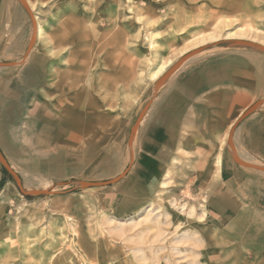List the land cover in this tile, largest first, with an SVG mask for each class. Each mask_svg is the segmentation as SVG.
<instances>
[{
	"label": "rangeland",
	"instance_id": "374dc122",
	"mask_svg": "<svg viewBox=\"0 0 264 264\" xmlns=\"http://www.w3.org/2000/svg\"><path fill=\"white\" fill-rule=\"evenodd\" d=\"M29 1L33 6L31 15L38 18L43 29L42 37L33 39L31 49L27 46L33 27L26 10L19 0H0V111L9 113L10 121L22 107V102L14 103L13 93L29 89L28 72L31 75L46 71L47 57L52 58L45 49L47 37L66 21L79 28L76 40L86 49L84 54L94 57L92 70L98 72L95 82L99 76L110 82L112 91L106 95L114 105L112 118L121 125L91 155H81L80 146L67 148L62 137L46 143L43 152L34 145H23L20 139L17 143L28 151L22 159L16 158L10 147L20 132L19 123L0 126V180L1 169L7 173L0 187V264H135L129 251L133 245L115 232L112 235L116 222L110 224L108 220L128 223L139 206L150 203L153 212L160 214L163 229L171 231L168 222L175 220L177 213H171L172 209L156 198L158 180L152 190L145 182L146 176H156L155 171L148 170L158 161L151 153L161 156L172 152L183 163L194 157V146L202 147L209 177L217 179L224 190L205 203V225L213 233L205 238L202 247L193 250L195 257L196 253L200 255V263L194 261L188 247L178 252L147 248V243L155 239L153 229L143 236L138 263L264 264V213L251 211L255 204L264 206V158L238 145L252 122L264 118V0ZM147 36L152 37L153 49ZM70 48L55 52L65 54ZM34 58L39 61L37 69L31 70ZM167 61L170 63L156 79L147 77L152 64ZM52 64L55 69L65 66L56 58ZM171 70L174 72L164 87L153 93L156 82ZM126 76L129 82L121 89ZM132 83L135 88L129 85ZM166 85H177L169 98L163 97ZM209 89L211 96L206 94L199 102L196 97ZM238 92L243 110L232 108L239 104ZM212 99L221 105L215 107ZM144 105L147 112L133 149L136 159L129 162V135L124 142L120 138L125 136L128 119L131 117L134 123ZM180 108L188 111V119L205 139L199 136L179 151L174 147L169 151L163 140L167 126L163 122H177L175 112ZM241 111L249 114L236 125L238 135L232 138L231 150L235 156L251 154L263 166H251L258 172L239 166L224 140L225 128ZM218 151L222 167L215 178ZM138 153L147 158V169L132 174L137 168ZM97 165L102 174L94 171ZM193 194L197 197L199 192ZM196 197L186 200L196 205ZM185 222L182 227L189 223L195 228L201 226Z\"/></svg>",
	"mask_w": 264,
	"mask_h": 264
},
{
	"label": "bare ground",
	"instance_id": "6f19581e",
	"mask_svg": "<svg viewBox=\"0 0 264 264\" xmlns=\"http://www.w3.org/2000/svg\"><path fill=\"white\" fill-rule=\"evenodd\" d=\"M19 1L32 21L33 29L27 46V49H31L33 39L34 38L40 39L43 34V29L41 24L39 23L38 18L33 17L31 15V10L33 9V6L30 3V1L29 0H19ZM29 5H30V9H29ZM7 18H8V14H7ZM78 30L79 28H77L74 25H70L65 21L58 28H56L53 32L50 33V35L47 37L48 46L45 49L47 50L49 55L52 56L53 59L51 57H47V62L49 65L46 71L42 73L40 70H39L40 72L37 70L38 73L36 72L35 74H31V75H29L28 72L29 89H27L26 91H23V89H18L13 93L14 103L22 102V107L17 112H14L10 121H9L10 117H8L9 113L5 112L4 110L0 111V126H5L6 124H9V122L11 123L14 121H17L19 123L18 125L19 126L18 128H20V132L18 133L19 135L15 134V137H13L10 146L16 158L22 159V157L28 152L24 146L22 147V145H19L17 143V141H19L20 139L22 140L21 142L24 143L23 145L26 144L27 145L29 144L30 146L34 145L35 147H37L36 149L43 152L44 146H47L46 143H49L56 138L62 137L65 138L66 140L67 148L68 147L76 148L77 146H80L82 150L81 155L83 154L86 155L93 153L95 150H98L100 148V145H102L105 142L107 143L106 140H108L111 135H115V133H117L119 130L121 122L115 121V119L112 118L111 110L114 108V105H112V103L108 100V97L106 95V93L112 91L110 89L111 86L110 82L107 80V78H103L102 76H99L100 78L97 79V82H95L94 80L95 76L98 77L97 75H95V73L98 72L95 71L93 72L92 70L95 64V60L93 56L88 57L87 55H85L84 53L86 49H84L83 46H80L79 43H77L78 41L76 40L77 39L76 34ZM151 38L152 37L147 36L146 41L149 42V47L153 49L154 43L151 42L152 40ZM66 46H70L71 48L67 52H65V54H63L62 52L61 53L55 52V51L63 50L64 47L66 48ZM25 58H23L22 61L19 60L20 62L19 61L18 62L22 64ZM55 58L64 62L65 66L62 68L58 67L55 69L54 65L52 64ZM34 59L35 60L32 61L29 67V69L31 70L34 68L37 69L35 65L37 66V62L39 61V59L36 58ZM115 62L117 63V61ZM168 62L169 61L164 63L157 62L152 65L150 64L151 67L147 72V77L150 79H156V77L160 75L161 72L166 68L167 64L170 63ZM102 63L103 62H101V64ZM179 66L180 65H178L177 68ZM246 69H244V71ZM173 72L174 70L169 71L156 82V85L152 89L153 93L164 87V85L167 83ZM128 82H129L128 78L124 80L123 88L121 89H125L124 87L127 85ZM114 83L116 84V81H114ZM129 85H133L134 86L133 88H135V85L133 83ZM129 87L131 86H128V88ZM101 89L103 90L102 94L100 93ZM112 95L110 97H113ZM114 98L117 99L116 97ZM114 98L112 99V101L114 100ZM164 98H166V95H164ZM119 101L121 102V100ZM226 106H228V104ZM257 106L258 105H256V107ZM252 109H250L249 112H251ZM185 111L187 110L184 108H180L175 112V117L177 118V122L173 121L176 123L173 124V126L177 125L178 127H172V125L170 126V121L169 123L163 122L167 125L164 126L165 130L163 131L164 133L163 140H165L166 143L165 147L169 151L173 147L175 148L176 151H179L185 145H188L190 142L192 143L194 140H197L199 136H201L200 139H205L204 137L205 135L203 134L204 135L203 136L202 134H200V129L196 128L194 122L188 119L187 116L188 111L187 112ZM146 112H147V106L144 105L139 109L137 113L136 121L134 123H132L133 119L130 117L128 119L127 124L124 127L123 133L125 136H122L120 138V141L124 142L127 136L129 135L128 145H127L129 162H132L134 159H136L133 153V149L135 146V139L137 138V134L139 132V127H140L139 125L140 123H142L143 119L145 118ZM249 112L248 111L246 113L244 111L239 112V114L233 120H231V122L225 128V132L223 133H225L224 134L225 138H227L224 140H227L228 142V147L230 149L231 156H233V160L236 161V163L241 167L255 170L252 167L259 166L261 164L258 163L257 160L251 154L242 157L235 156L233 155V151L231 150V148L234 147L232 138L238 135V130H237L238 128L236 127V125L239 123L240 119L248 115ZM192 129H194L195 131H193ZM156 133L158 132L156 131ZM235 139H238V137ZM238 145H243V144L238 143ZM82 147H84V149ZM200 148L202 147L198 146L197 148H195L194 146L193 152H191V155H193L194 157L189 158L188 160H186V162L183 163H180L178 158L174 156L172 152H167L165 154H162L161 156H158L155 153H151V157H156L158 161L156 160L157 162L154 163L153 166L152 165L150 167L148 166V170L151 172L155 171L156 176L152 178L151 176L150 177L146 176L145 182L149 185V187L152 190L155 181L158 180L159 190H158V197L156 198L164 201V206L167 207L168 209H172L171 213L173 211L177 213L176 219L172 220L171 222L170 221L168 222V224L170 223L171 231H167L166 229H163L162 227L163 225L161 226L160 224L161 216L159 213L155 214L153 212V209H151L150 207L151 205L150 203L148 204V206L147 205L139 206L137 210L134 212V216L129 220L128 223L120 222L117 220L114 221L108 220L110 221V224L112 222L113 223L116 222V224L112 228L113 233L111 234L114 235L115 232L119 236L127 239L133 245V247L130 248L129 251L135 264H139L138 260L140 261V258H142V255L139 256V253L142 252V246L144 245L143 243L145 241V240L143 241L144 238L143 236L145 232L147 233L151 229H153L155 232L154 234L155 239L153 241H150L149 243L146 242L148 245L147 248L148 247L150 248L151 246L152 247L155 246L154 249L158 248L160 250L178 252L181 250V248L186 249L188 247L189 250L192 251V256H194L193 250L195 248L202 247L205 242L204 241L205 238L213 233L212 228H209L205 225V223L208 221V213L205 203L209 201L211 197L221 194L224 190L222 188V185H219L220 182L219 183L216 182L217 179H213L214 178L213 176L211 178L209 177L207 160L203 157V152L202 149L200 150ZM153 150L155 151L156 149L154 148ZM138 154L140 157L137 161V168L135 166V168L132 171V174H136L139 172L143 173L144 170L147 169V166L145 165V163H148L147 158H145L144 155H142L143 153H138ZM221 160H222L221 152H219L214 159V164H215L214 174L217 176L215 178L219 177ZM47 162L49 163L50 161L48 160ZM106 165L109 166V164ZM107 166L105 167L106 170H107ZM99 169L101 168H99V165H97L94 171H99L102 174L103 172ZM263 174H264V170L262 171V175ZM194 191L199 192V195L197 196L199 197V201L196 202L197 203L196 205L186 200L187 197L191 199L192 198L195 199L196 196H194L193 194ZM251 211L252 212L262 211L264 213V206L255 204V206L253 207V209H251ZM184 220L186 221L185 223H187L188 221L195 222L201 224V226L195 228L192 226L191 223H189L186 227H182ZM203 227L204 228L206 227L207 229L204 232L200 230ZM195 255L196 257L194 256L193 259L194 261L197 262L199 261L198 258L200 255H197V253Z\"/></svg>",
	"mask_w": 264,
	"mask_h": 264
},
{
	"label": "crops",
	"instance_id": "0c3cea01",
	"mask_svg": "<svg viewBox=\"0 0 264 264\" xmlns=\"http://www.w3.org/2000/svg\"><path fill=\"white\" fill-rule=\"evenodd\" d=\"M233 84H235V83H233ZM238 84L240 85V83H238ZM176 89H177V85L176 86L175 85H166L165 91L163 93V97H164V95H166V98L171 97L175 93ZM209 91H212V90H206L203 93H201L197 97L198 101L201 102L203 96H205L206 94L211 96L212 93L209 94ZM238 93L240 94V95L237 94L238 95L237 96V102L239 104L237 106L232 107V108L243 109V107H241L242 106V96H241L240 92H238ZM214 103H216L215 107H219L221 105L220 102H217V101H214ZM160 124H163V123L160 122ZM173 124H176V123L173 122V120H171L170 125H173ZM164 125H166V124L164 123ZM245 133H246V135L244 136V138H242L243 139L242 144L250 152L256 153V154L260 155L262 158H264V152H263V149H264V118L254 120V122H252L249 130Z\"/></svg>",
	"mask_w": 264,
	"mask_h": 264
},
{
	"label": "trees",
	"instance_id": "16d2710c",
	"mask_svg": "<svg viewBox=\"0 0 264 264\" xmlns=\"http://www.w3.org/2000/svg\"><path fill=\"white\" fill-rule=\"evenodd\" d=\"M1 171H2V177H1V180H0V187H2V185L4 183V180H5V176L7 174L5 169L2 168Z\"/></svg>",
	"mask_w": 264,
	"mask_h": 264
}]
</instances>
